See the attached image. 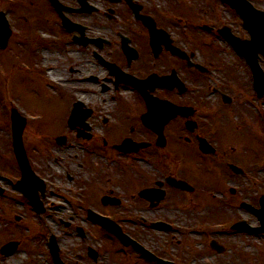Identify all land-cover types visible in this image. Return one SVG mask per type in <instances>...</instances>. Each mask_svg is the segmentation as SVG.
Wrapping results in <instances>:
<instances>
[{"label":"rangeland","instance_id":"rangeland-1","mask_svg":"<svg viewBox=\"0 0 264 264\" xmlns=\"http://www.w3.org/2000/svg\"><path fill=\"white\" fill-rule=\"evenodd\" d=\"M33 3L34 0H8L7 4L5 2L6 5H12L15 9L9 10L10 7L7 9L13 36L8 49L2 52L3 56L0 54V186L4 188V194L0 196V249L3 244L12 239L19 241L20 245L18 250L9 257L0 255V264H54L48 245L51 236L55 237L62 257L69 263L79 264L84 259L86 260V248L92 246L96 249L100 247L102 251L98 264H117L114 262L115 247L110 239L100 231L101 229L97 230L98 234H102L98 235L100 240L93 238L86 242L76 234V226L85 228L88 226L84 222L86 212L84 210L82 213L79 208L95 207V205L89 206L86 200V202H80L78 208L76 202L80 200L85 190V196L90 204H101V200L109 196L108 191L110 190L108 189L118 186L116 180L111 181L109 185L105 179L98 180L97 176L92 177V173L100 172V165L97 163L106 165L105 159L97 158H113L114 153L105 148L106 142L98 145L93 143L95 144L93 145L92 142L83 141V139H71V130L68 126L69 102L66 103L63 97L51 91L33 67L37 31H40L41 27L44 32L51 30L44 28V24L38 23L32 16ZM253 4L264 10V0H253ZM220 8L224 10V7ZM215 14L218 16L219 12ZM184 17L188 19V23L185 21L182 24L173 25L176 36H179L186 46L194 50L198 49L208 62L210 58V61L214 63L211 65L213 80L211 82L219 80L226 83L227 81V95L234 98L232 104L227 105V111H232L222 122L226 128V132L222 135L227 136L228 145L227 173L217 170L209 173L210 169L195 168L197 170L193 173L198 178L205 176L200 178L198 183L196 182L198 198L195 195H184L180 202L172 204L167 201L159 209H148L129 200L119 208L105 209L100 205L95 208L107 213L113 212L114 216L125 219V226L132 235L147 247L177 264H264V234L249 235L225 229L222 232L215 231L214 234L208 236L198 224V221L203 218L219 223L216 225V228H219L224 225L220 222L225 221L226 217L228 223L242 220L252 227L260 226L257 216L242 208L240 203H249L259 207V200L264 194V157L262 161L255 160V158L262 157L261 151L264 156V120L262 119L264 118V98L261 103L256 104V93L250 87L252 77L249 70L244 60L230 47L229 43L216 33L209 35L204 30L201 32L200 29H196L193 17ZM200 18L201 21L206 22V15ZM220 18L223 19L222 24L230 25L236 35L243 37L246 34L242 21L230 8L227 12L222 11ZM104 23L106 25V22ZM49 33L52 34L51 31ZM89 33L106 35L111 31L104 29ZM64 42V38L59 40L61 48ZM52 58L64 61V56L59 58L55 55ZM57 81L50 80L59 88L60 80ZM52 88L54 89L53 86ZM56 91L60 93L58 89ZM105 97L108 96L100 95L93 99L102 103ZM122 97H131V94L127 92L122 94ZM17 107L21 109L23 117L27 120L28 127L24 133V145L27 148L28 157L31 158L36 172L47 181L43 197L46 212L42 215L35 212L29 201L16 189V183H14L19 181L20 169L16 167L12 151L9 113ZM74 133L72 136H75ZM93 134L100 137L102 129L93 128ZM60 138L70 141L64 145H55ZM90 146L92 147L85 152ZM84 159L82 170L77 164L83 163ZM193 159L197 163L201 162L197 154L193 155ZM185 160L188 161V158L186 157ZM71 163L77 166L69 167ZM228 163L242 167L244 174L235 175L228 168ZM172 164L168 158L169 167L165 168L167 174L169 172L179 175L184 173L181 170L184 164L176 163V168L170 167ZM122 165L129 166L127 162ZM134 165L142 171L144 176H150L152 182L158 178L161 179L165 174L143 163L137 162ZM122 167L111 168L109 177L114 179L117 170H121ZM66 172L76 174V180L63 179ZM132 173L135 171L131 167L120 172L119 186L121 187L113 188L116 195L131 199L144 186L142 183L124 196L123 191L128 188V183L130 184V181L136 177L131 176ZM128 176L130 181H128ZM90 178L91 180L87 181ZM225 180H227V188L224 185ZM85 181H87L84 184L86 189L81 192L80 188L83 186L80 184ZM232 190H235V193H232ZM205 194L212 198L205 197ZM68 200L75 201L67 202ZM193 205L199 208L193 209ZM133 213L136 216L135 219L130 218ZM16 216H20L21 220L17 221ZM156 217L170 219L177 224L171 231L154 229L150 222ZM66 221L72 222L71 228L65 226ZM228 227L227 224L221 228ZM212 240L227 247L226 250L219 253L211 249ZM101 243L104 244L107 252ZM121 257L124 262L120 264H143L135 254H132L130 258L128 255L125 257L121 254Z\"/></svg>","mask_w":264,"mask_h":264},{"label":"flooded vegetation","instance_id":"flooded-vegetation-1","mask_svg":"<svg viewBox=\"0 0 264 264\" xmlns=\"http://www.w3.org/2000/svg\"><path fill=\"white\" fill-rule=\"evenodd\" d=\"M5 2L6 0H0V4L2 3L0 11H7L9 8ZM33 6L32 16L38 23H43L44 28L51 29L53 34L46 30L50 37L48 40H35L33 62L35 71L40 74L51 91L58 93L66 103L69 102V115L72 113L73 106L78 102L83 104V110L90 111L86 120L88 125L86 134L76 127L78 131L74 133L75 136H72V131L75 129L72 130L68 122L71 139H83V141L96 145L106 142L105 148L114 153L113 158H97L105 159L106 165L96 162L100 165V172L90 173L92 177L97 176L98 180H107L109 185L111 181L116 180L118 186H109L110 191H107L108 195L113 198L121 197L117 201L119 204H109L110 202L106 203L103 199L101 204H90L85 196V190L83 196L76 202L77 206L80 202L87 200L86 203L89 206L99 207L100 205L105 209H113L124 206L129 200L148 209H159L167 201L172 204L180 202L184 195L197 197L196 182L198 183L199 179L205 176L198 178L193 173L197 170L195 168L210 169L209 173L215 170L227 173V136L222 135L226 132L222 122L232 111H227V105L232 104V102L227 104V81L226 83L219 80L211 82L213 81L211 65L214 63L210 61V58H208L209 62L203 58L204 56L198 49L194 50L186 46L173 30V25L189 22L184 16H191L195 21V26L202 24L210 35H214L213 33L219 35V30L226 27V23L222 24L223 19L221 20L220 16L222 11L227 12V4L222 3L221 0H34ZM219 6L224 7V10ZM13 9H15L13 6L9 8V10ZM216 12H219L218 16ZM204 15L207 17L206 22L200 20V16ZM63 16L70 22L68 27L63 24ZM153 27L156 28L154 33L151 32ZM104 29L110 30L111 33L106 35L89 33ZM248 37L246 32L243 38ZM61 38L65 39L62 48L59 46ZM55 55L59 58L64 56V61L52 58ZM244 62L250 70L245 60ZM259 63L264 69V54L262 53L259 54ZM58 79L60 80L59 88L50 82V80L58 82ZM133 80L144 82L142 83L144 92L155 99L152 112L139 89L131 84ZM211 83L215 85L212 86ZM57 89L60 93L56 91ZM127 92L131 94V97H122V94ZM100 95L108 97H105L102 103L96 102L93 97ZM130 98L134 99L126 101ZM162 101H168L172 104V108L178 109L168 122H164V119L169 118V112L160 107L159 102ZM150 125L156 126V129L151 128ZM93 128H101L102 135L95 136ZM125 140H130L135 144H145V146L134 147L133 151L121 152L116 145L111 144L122 143ZM194 154L199 156L201 162L194 161ZM261 155L262 157L255 158V160L262 161L264 157L262 151ZM186 157L188 161L185 160ZM168 158L173 163L170 167L176 168V163L184 164L185 166L181 168L184 173L179 175L169 172L167 174L165 168L169 167ZM85 159L83 163L77 164L79 169H84ZM124 162H127L129 166L122 165ZM137 162L154 167L165 174L161 179L158 178L152 182L150 176H144L142 171L134 165ZM77 165L71 163L69 167ZM104 166H109V169ZM120 166L123 167L117 170L116 177L114 179L109 177L110 169H118ZM128 167L135 171L131 176L136 177L133 181L129 180V176L127 177L130 184L128 183V188L123 191L124 196L144 183L138 194L131 199L118 196L113 192L115 191L113 188L121 187L119 186L120 172ZM63 179L75 181L76 174L66 172ZM169 179L186 181L189 184L188 188L175 187ZM87 181L80 185L84 187ZM224 185L227 188V180ZM83 187L80 188L81 192L86 189ZM145 189L154 191H151L147 195L149 197L146 198L141 195ZM159 191L164 192L162 200L158 199ZM205 197L212 198L208 195ZM110 200L114 201V199ZM195 207L198 206L193 205V209ZM79 209L82 213L85 210L86 221L84 222L88 226L86 228L82 226L84 228L82 234H79V226H76V234L86 242L93 238L100 240L98 237L102 234H98L97 230L101 227L89 218V208ZM98 212L115 220L125 233L157 257L171 260L147 247L132 235L125 226V219L114 216L113 212L107 213L99 209ZM135 217L134 213L130 215L131 219ZM141 219L143 220L144 217L142 216ZM211 221L203 218L198 221L208 236L214 234L215 231L222 232L227 229L221 228L227 225L226 217L225 221L220 222L224 225L219 228H216L219 223ZM157 222L170 227L163 229L165 231H171L177 224L170 219L156 217L151 220V227L154 228L152 225ZM64 223H67L65 224L67 228H71L72 222ZM102 232L115 247V263L124 262L121 254L125 257L128 255L129 258L135 254L143 264H157V261L144 257L132 246H125L118 238ZM213 242L215 241L210 242L211 249H213ZM101 246L105 249L104 244ZM223 247L225 251L227 247ZM86 251L87 258L83 262L98 264L102 255L100 247L96 249L89 246ZM105 251L107 252L106 249ZM64 262L72 264L67 259H64Z\"/></svg>","mask_w":264,"mask_h":264},{"label":"water","instance_id":"water-1","mask_svg":"<svg viewBox=\"0 0 264 264\" xmlns=\"http://www.w3.org/2000/svg\"><path fill=\"white\" fill-rule=\"evenodd\" d=\"M224 2H227V4L231 5L237 13L242 17L244 20L245 27L249 30L252 39L250 41H243L232 34H230V31L227 29V33H225L226 38L229 40V42L232 43V45L235 47V49L243 56L246 57L249 64L252 67L254 76H255V82L256 87L260 91V94H264V74L261 71L258 61H257V53L263 52L264 53V13L261 11L256 10L249 0H223ZM12 31L9 27V23L3 13L0 14V47L6 48L8 45V41L11 37ZM149 99V98H148ZM151 98L147 100V102L150 103ZM86 117L79 118L78 111L75 110L74 114L71 118V121L73 120H80L84 121ZM13 130H14V150L17 157V160L19 162V165L23 171V181L19 183V187L25 192L27 197L30 198L32 204L35 206L36 210L38 212H42L43 209L41 207V203L39 202V198L37 196V190H33L34 188H31V186H26V182L34 181L37 182L36 185H40L42 191L44 190V186L41 180H39L33 173L31 166L29 165L27 155L23 146V131L25 127V120L20 118V116L14 111L13 116ZM129 145L128 143H125L124 146ZM124 146H120L119 148L122 149ZM232 168H235L234 166H231ZM236 171H239V169L235 168ZM35 185V186H36ZM187 184L185 182L179 183L177 186L184 188H187ZM23 186V187H22ZM153 198V197H152ZM262 209L261 210H255V213L259 216V219L262 223V227L258 229H251L244 223L236 225L234 228L237 230H249L252 232H264V198L261 201ZM99 221L106 226L112 233L116 234L125 244H129L131 241L128 237L122 234L121 230H119L115 225L112 223H109L108 221L98 218ZM134 243V242H133ZM17 243H9L2 249L3 254H10L17 248ZM138 246V249L146 256L152 259H156L159 264H171L170 262H166L163 260H160L153 255H151L148 251L143 249L141 246ZM52 252L54 255V258L56 260L57 264H63L59 258V250L57 248V245L55 241L52 242Z\"/></svg>","mask_w":264,"mask_h":264},{"label":"bare ground","instance_id":"bare-ground-1","mask_svg":"<svg viewBox=\"0 0 264 264\" xmlns=\"http://www.w3.org/2000/svg\"><path fill=\"white\" fill-rule=\"evenodd\" d=\"M46 56H48V55H46Z\"/></svg>","mask_w":264,"mask_h":264}]
</instances>
